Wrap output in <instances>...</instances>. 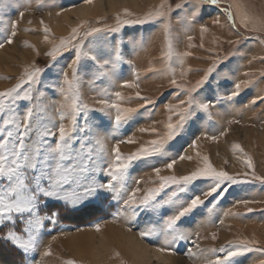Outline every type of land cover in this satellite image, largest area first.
I'll return each mask as SVG.
<instances>
[{
  "label": "rangeland",
  "instance_id": "obj_1",
  "mask_svg": "<svg viewBox=\"0 0 264 264\" xmlns=\"http://www.w3.org/2000/svg\"><path fill=\"white\" fill-rule=\"evenodd\" d=\"M163 2L32 0L31 7H25L23 0L20 4L14 0H4L5 19L18 21V28L14 43L0 48V92L20 83L25 69H31L33 65L41 69V88L59 79L64 70L71 75L70 69L65 66L73 58L75 50L65 51L56 61H52L47 55L52 45L44 42L45 26L50 30L49 38L56 42L69 37L74 28H79L82 35L94 28L104 29L84 40L85 48L94 43L96 50L101 52L105 51V45H111L113 41L122 40L127 45L137 36H151L147 51L132 53L131 49L124 48L125 58L130 63L120 66L113 83L105 81L103 85L109 93L103 98L115 102L113 93L120 91L130 98L122 101V106L136 107L138 112L115 132V110H111V117L98 112L89 114L92 122L98 125L99 134L106 138L109 159L115 144L121 140L135 141L120 143L121 154L131 155L147 142L159 138L151 131L141 132L140 128L154 127L161 134L166 131L169 113L161 102L176 104L181 98H187L183 93L170 96L169 93L178 90L169 86L166 77L160 76L159 70L166 67L160 58L166 43L161 22L120 25V21H136L147 17ZM169 2L175 7L179 0ZM230 5L236 18L235 28L224 15V10ZM40 7L43 10H38ZM21 11L24 12L22 18L19 16ZM177 14V11L171 13L174 50L192 53L185 58L184 63L185 70L192 69L187 80L195 84L203 75L201 70L210 67L214 61H221L208 82L194 94L197 98L206 100L209 97L216 99L218 96H227L233 90L231 85L234 83H250L233 99L215 103L208 113L197 110L179 134L164 144L161 153L133 162L120 201L106 199L101 203L86 202L78 209L51 205L59 208V216L54 225L46 221L40 231L39 248L32 254L37 264H214L217 258H222L219 249L239 240L256 241L252 246L259 250L236 258L238 264H264V183L252 180L251 175L248 177L250 183L233 185L218 201L215 197H207L203 205L183 217L179 225L186 239L182 241L173 242L163 227V219L174 215L179 204L166 205L153 211L151 207L145 209L138 204L126 206L122 202L136 188L140 189L137 193L139 201L148 189L157 187L159 179L155 174L156 168L161 169L160 176H185L203 167L204 157L214 168L231 175L249 171L244 161L251 158L256 175L264 177V44L253 38L259 36L264 40V32L246 31L241 23L245 14L253 18L264 17V0H222L219 7L204 5L190 30L181 27L176 20ZM216 18L219 19L218 24L213 23ZM202 24L209 28L207 33H201ZM114 27H120V31H107ZM237 30L239 35L236 34ZM188 35L194 37L191 42L187 39ZM242 36L245 38L242 39ZM0 39L3 37L0 36ZM172 66H176L175 57ZM222 70L228 72L232 79L225 81L217 77V73ZM135 72H139L138 80ZM125 81L137 82L139 87H122ZM225 84L228 86L225 87ZM137 91L142 96L151 97L155 103L139 107L143 101L135 96ZM81 92L83 101L90 107H100L95 101L101 97L91 90L88 83L82 85ZM50 95L46 91L45 98ZM253 99L256 100L255 104L251 102ZM178 119L172 114L173 123ZM180 156L191 159H179ZM173 160L176 161L173 168L168 169L167 164ZM98 179L108 177L101 175ZM209 183L198 180L188 186L187 192L179 193L176 199L183 202L200 194ZM175 188V185L166 188L157 200L166 198ZM245 199L258 202L245 206L240 203ZM249 208L253 211L249 212ZM229 209L232 212L225 215ZM97 224L100 225L99 231L96 230ZM142 232L149 234L142 237ZM213 233L217 235L215 240L212 239ZM89 235L93 242L86 241ZM80 239H83L82 242ZM49 249L51 255L46 256L45 252ZM0 264H25V257L9 243L0 240Z\"/></svg>",
  "mask_w": 264,
  "mask_h": 264
},
{
  "label": "snow or ice",
  "instance_id": "obj_2",
  "mask_svg": "<svg viewBox=\"0 0 264 264\" xmlns=\"http://www.w3.org/2000/svg\"><path fill=\"white\" fill-rule=\"evenodd\" d=\"M14 2L20 4L21 0H14ZM88 2L92 3L93 0ZM221 2L222 0H179L173 7L169 0H164L156 11L143 19L120 21V25L161 22L160 26L165 34L166 43L160 58L166 63V67L159 70L160 76L166 77L169 86L178 90L169 93L170 96L175 97L183 93L187 98H181L176 104L161 102L169 113L168 122L165 125L166 131L163 134L154 127L139 129L141 132L155 133L158 139L147 142L145 146H141L129 156L121 154L120 143L135 141L132 139L118 141L110 159L106 138L99 134L98 125L92 122L89 114L98 112L102 116L111 117V110H115L116 127L113 129L115 132L138 112L139 109L136 107L122 106L121 102L130 98H126L120 91L113 93L115 102L103 98L109 94L108 88L103 85L105 81L109 84L113 83L120 66L130 63L125 58L124 48L131 49L132 53L147 51L151 36H137L127 45L122 40L113 41L111 45H105V51L101 52L96 50L94 43H90V46L85 48L84 40L104 29L94 28L82 35L79 28H74L69 37L56 42L49 38V28L44 27V42L52 45L47 53L52 61H56L57 57L63 55L65 51L75 50L73 58L65 66L66 69H70L71 75L69 71L64 70L59 79L41 88V69L33 65L31 69H25L20 83L7 91L0 92V230H4L0 232V240L6 241L19 251L25 257V264H37L32 254L39 248L40 231L46 221L53 225L57 222L59 208L51 205L78 209L86 202L101 203L106 199L120 201L133 162L161 153L164 144L179 134L184 124L197 110L208 113L215 103L233 99L250 83V81L234 83L231 85L233 90L227 96L199 99L194 94L208 82L221 61H214L210 67L201 70L203 71L201 78L195 84H191L187 80V75L192 69L185 70L184 63L185 58L192 53L174 50L171 13L177 11V22L182 28L190 30L204 5L219 7ZM31 5L32 0H23V6L31 7ZM47 6L50 5H44V7ZM231 7L230 5L224 10V15L235 28L236 18L230 10ZM38 10H43V7ZM60 14L57 13V15ZM23 15L24 12H19L21 18ZM213 23L218 24L219 19H214ZM241 23L246 31L264 32V17L253 18L245 14L241 18ZM17 28L18 21L5 19L4 0H0V36L3 37L0 39V48H3L5 44L14 43ZM107 31L117 33L120 27L109 28ZM200 31L207 33L209 28L202 24ZM236 34L239 35L238 30ZM253 38L264 44V40H261L259 36ZM187 39L191 42L194 37L188 35ZM174 57L175 67L172 66ZM82 61L91 63L82 64ZM150 71H156V69H150ZM134 75L138 80L139 72H135ZM178 75L179 78H177ZM217 77L225 81L232 79V76L223 70L217 73ZM84 83H88L91 90L101 97L95 101L100 107L92 108L83 101L81 87ZM122 87L136 89L139 84L125 81ZM46 91L51 93L47 99ZM205 91L207 92V89ZM135 96L143 101L139 106L141 108L155 103L151 97L142 96L138 91ZM251 102L255 104L256 100L253 99ZM172 114L179 117L176 123L172 122ZM233 122L238 121H229V123ZM179 159H191V157L180 156ZM203 160V167L185 176H160L161 169L156 168L155 174L159 179V185L148 189L139 201H137V193L140 189L136 188L129 197L123 199V204L126 206L138 204L145 209L151 207L153 211H158L166 205L179 204L180 207L174 215L163 219L164 230L172 241L176 242L186 239L179 225L181 219L203 205L207 197H215L217 201L222 199L233 185L250 183L249 175L252 180L264 183V177L256 175L251 158L244 161L249 171L237 175L217 170L207 157ZM175 162L173 160L168 163L167 168L172 169ZM101 175L107 176L108 179H98ZM198 180L210 181L206 190L183 202L176 199L179 193L187 192L188 186ZM173 185L176 186L175 190L166 198L157 200L166 188ZM257 202L249 199L240 201L245 206ZM212 207H215V203ZM248 211L251 212L253 209L249 208ZM231 212L232 210L229 209L225 215ZM96 230H100L99 224L96 225ZM148 234L142 232L141 236ZM212 239H217L215 233L212 234ZM255 243L257 242L249 240L231 242L230 246L218 250L223 255L222 258H217L214 264H238L236 258L259 250L252 246ZM45 255H51L50 249L45 252Z\"/></svg>",
  "mask_w": 264,
  "mask_h": 264
},
{
  "label": "bare ground",
  "instance_id": "obj_3",
  "mask_svg": "<svg viewBox=\"0 0 264 264\" xmlns=\"http://www.w3.org/2000/svg\"><path fill=\"white\" fill-rule=\"evenodd\" d=\"M88 239V240H87ZM86 239V241L87 242H89V241H92L93 239H92V237H90V235L88 236V238ZM82 240L83 239H80V242H82ZM86 241H85V244H86ZM93 242V241H92ZM88 253H90V252H88ZM91 256V255H90Z\"/></svg>",
  "mask_w": 264,
  "mask_h": 264
}]
</instances>
